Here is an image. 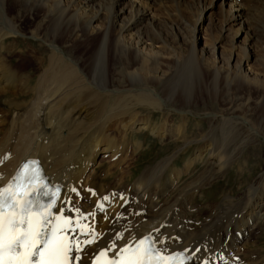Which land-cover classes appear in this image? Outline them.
<instances>
[{"label": "bare ground", "instance_id": "bare-ground-1", "mask_svg": "<svg viewBox=\"0 0 264 264\" xmlns=\"http://www.w3.org/2000/svg\"><path fill=\"white\" fill-rule=\"evenodd\" d=\"M244 1L211 0L210 10L218 8L223 17L212 39V54L220 51V56L210 58L208 49L197 53L195 36L191 45L165 40L155 1L0 0V98L10 107V115L1 111L0 117V189L13 182L24 162L41 166L61 191L57 211L69 214L72 226L80 220L96 234L94 243L85 244L91 235L78 228L68 232L80 248L73 247L70 256L80 259H71L72 264H90L101 249L117 257L119 249L142 237H150L163 255L182 253L185 264H264L254 237L264 232L257 223L264 217V170L237 198L207 203L204 218L198 213L203 209L190 205L234 166L241 174L238 157L254 136L264 141V54L259 52L264 47L246 29L255 11ZM11 4L17 5L16 15L27 11L33 20L34 13L37 25L23 32L7 14ZM204 20L198 16L197 27ZM18 37L35 41L40 50L30 47L31 60L12 67L8 57ZM92 40L91 54L78 53ZM241 86L256 98L247 95L236 104L231 91ZM196 95L215 111L197 110ZM249 104L260 127L241 116ZM169 106L176 107L178 123L163 115ZM154 113L162 118L158 125ZM192 113L203 117V131L188 123ZM238 128L249 135L244 143ZM146 132L174 142L175 149L133 179L145 146L129 137ZM188 135L198 137L187 140ZM196 145L197 155L174 165L179 153ZM204 157L203 175L178 189ZM184 213L195 216L193 222Z\"/></svg>", "mask_w": 264, "mask_h": 264}, {"label": "rangeland", "instance_id": "rangeland-1", "mask_svg": "<svg viewBox=\"0 0 264 264\" xmlns=\"http://www.w3.org/2000/svg\"><path fill=\"white\" fill-rule=\"evenodd\" d=\"M144 1H147L149 4H153L154 3L153 1H155L153 12L156 18L159 17L157 19L160 20L161 24H159V26H161L160 29L162 31L163 37H165V40L171 43L182 42L184 44H188L189 42H191L190 43L191 45L192 39L195 36V38H197V41L195 44L197 53L198 52L200 53L203 50L206 52V49H208L209 54L207 53V56H209L210 58L220 56V53H219L220 51H215V54L214 55L212 54V50H213L212 47L216 44L215 43L216 37H217L216 35L219 34L220 29H221L220 25L222 23L221 20L223 17V13L218 8L217 9L213 8L210 10L209 4L211 0H144ZM247 3H248L247 7L250 6L251 9H253L255 12L252 14L251 17H249L251 21L247 25L246 29H248L247 31L249 34L253 35L255 38L258 39L257 43L260 46L262 45L261 48H263L264 47V44H263L264 43V0H247L246 4ZM228 4L229 3L225 5V9L228 8ZM244 4H245V1H244ZM15 6L17 5L11 4V7L7 9V14L12 16V19H14L13 20L14 23L17 25L19 24V27L23 32H27L28 29H33L38 23V19L35 20L36 15H34V13L32 14L34 16L33 20H29L30 17H28L29 14L27 11L18 13L19 15L17 14L18 15L17 16L16 11H15L17 7ZM127 14L128 13L126 12L125 15H122V16L127 17ZM200 15L204 17L205 20L202 22L203 23L202 25L200 24L197 27L196 23H197L198 16ZM123 17H119L118 18L119 21H121ZM199 27H200V31L198 33H195L194 35L193 31L195 29L198 30ZM166 32L168 33L166 34ZM152 36L153 35H150L148 36V38H152ZM214 37H215L214 39L215 41L212 40ZM95 41L96 40H92V41H89V43L87 42V45L84 44V47L80 48V51L78 50V53L82 54V52L84 51L85 55L87 54V52L88 54H91V51L93 50L95 43H96ZM242 43H243L242 45L244 46L245 45L247 46L249 44L247 41L246 42L243 41ZM37 45L38 44L35 41H32L30 39L23 40L20 37H18L17 47L14 50V53L10 54L8 57V59L11 61V66L13 67L16 64L21 65V63L24 60H29V59L31 60L30 56L28 57V55H30L31 53L29 48L31 47L36 50L38 48V50H40V48ZM86 46H87V49L89 50L85 49ZM88 46H90V48ZM259 52L262 53V54L260 53L261 55L264 54V51H259ZM35 53H37V51ZM253 66L254 64L252 65V67ZM25 69L28 70L29 66L28 67L26 66ZM231 93H232L231 94L232 96L237 97L236 99L237 101L235 102L236 104H238L241 100H245L247 95H249L252 99L256 98V95H255L256 93H253L251 89L249 87L246 88V86L238 87V89H235V90L232 89ZM195 97H196L195 102L197 104V107H196L197 110H202L204 108H207V109H210L211 111H215V108H216L215 105L206 101L204 96L202 99H200L198 95H196ZM241 97L242 99L239 100V98ZM4 102H5V98L4 99L0 98V114H1L0 117L2 116V112L6 113L7 111H9V115H10L9 104L7 102L6 103ZM244 104L245 102L242 103V105ZM174 107L175 106L173 107L169 106L168 108H165L162 111L164 113L163 115L168 114L166 118L169 117L168 119L172 120L175 123H178L179 119L181 118L177 115L176 112L173 111V109H176V107L175 108ZM241 113L243 114L241 116L246 118V120L251 121V123L255 127L261 126L260 118L257 116V112L253 104H249V107L248 106L243 107ZM192 114L193 115H190L188 117L189 124L202 123L203 117L196 115V113H192ZM153 118L154 120L156 119V123H153V125H158L160 120H162L160 113L158 114L154 113ZM199 125L201 126V124ZM203 126H201L202 131L205 129V127ZM239 130L242 133L239 142L244 143V140L248 139L247 137L249 135H247V133L243 132L241 129ZM260 132L264 134V125L261 126ZM188 137L189 138L187 140H190V139L195 140L197 139L198 136L196 135L195 136L196 138H195L194 136L188 135ZM254 137L256 139L254 141H251L252 143L251 145H244L243 154L240 157H238V163H237L238 168L240 167V169L242 170L244 169L243 171H241V174L238 173V171H236V166H234L233 167L234 169L231 170V173L230 172L227 173V176L224 179L217 180L216 183L212 184L211 188L203 191V196L201 195L199 198H197L198 201L200 199L199 202L194 200L193 202L190 203V205L196 206L199 209L204 210V211L199 210L200 212L198 211V213H200L202 218L206 217L209 213V207L207 206V203L217 204V203H220L221 200L226 197L237 198V196L240 195L243 190L247 189L250 186V184L252 185L253 181H256L258 179L259 175L264 170V141H262V139L257 138L256 136ZM129 139L132 141L137 140L138 142H142L143 145L145 146L137 155L138 161L136 159L137 162L133 170V177H132L133 179L136 178L140 174V172L144 169V166L146 164H152L155 161L160 160L161 158L171 156L170 154H172V152H174V149H175L174 142L170 140L162 141L160 140L161 138L159 137L153 138L150 132H146L143 134L136 133V134L130 135ZM198 149H199V145H196L195 147L193 146L192 148H188L182 151L181 153H179L178 157L175 158L176 160L174 162V165H176L177 167H181L186 160L187 161L191 160L195 155H197ZM244 161H245V164H244ZM204 164H206V157H204L203 161H201V164L200 163L197 165L194 164L196 166H194V168L191 170L190 175H187L188 177L187 176L182 177L181 183L178 184V189H182L189 182H192L195 179L200 178V176H202L203 173L206 171L205 170L206 166ZM172 169H173V166H172ZM247 169H249L248 170L249 172L247 171ZM172 171L173 170H171V172ZM191 216H192V219L188 218L189 215L184 213V217L186 218V220L193 222V220L195 219V216L193 215ZM257 223L261 227L264 226V217H262V215L259 216ZM254 237L256 239V242H258L257 240H259V243H257L256 246L260 248V251H261L260 254L264 256V232L263 230L256 232L254 234ZM248 246L249 248L251 246L250 249H254V250L255 248L257 249V247H255V245H251V243H248Z\"/></svg>", "mask_w": 264, "mask_h": 264}, {"label": "snow or ice", "instance_id": "snow-or-ice-1", "mask_svg": "<svg viewBox=\"0 0 264 264\" xmlns=\"http://www.w3.org/2000/svg\"><path fill=\"white\" fill-rule=\"evenodd\" d=\"M40 196H48V202L40 203ZM55 200L56 193L40 181L38 172L28 175L27 170L21 171L13 182L0 189V264H70L71 259H79L70 257L73 247L77 251L80 248L65 233L76 228L84 235H91L83 243L95 242L94 230L80 220L73 228L71 219L63 215L53 217ZM80 217L87 218L83 214ZM149 241L150 237H146L135 247L127 245L119 249L116 259H109L107 251H101L95 264H173L174 261L183 264L179 256H165Z\"/></svg>", "mask_w": 264, "mask_h": 264}]
</instances>
